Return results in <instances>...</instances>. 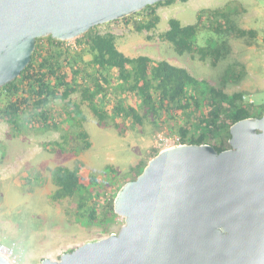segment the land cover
I'll use <instances>...</instances> for the list:
<instances>
[{
	"label": "water",
	"instance_id": "obj_1",
	"mask_svg": "<svg viewBox=\"0 0 264 264\" xmlns=\"http://www.w3.org/2000/svg\"><path fill=\"white\" fill-rule=\"evenodd\" d=\"M165 0H0V88L38 38L77 39ZM230 148L163 149L118 191V233L41 264H264V115L234 123ZM0 264H12L0 254Z\"/></svg>",
	"mask_w": 264,
	"mask_h": 264
},
{
	"label": "trees",
	"instance_id": "obj_2",
	"mask_svg": "<svg viewBox=\"0 0 264 264\" xmlns=\"http://www.w3.org/2000/svg\"><path fill=\"white\" fill-rule=\"evenodd\" d=\"M174 1H160L135 13H146L144 19L134 21L135 29L139 32L155 29L160 22L157 6ZM233 10L230 5L211 11L201 9L197 22L189 25L171 18L170 28L160 38L172 43L179 55L198 53L201 59L212 57L217 62L231 51L227 35L255 38L258 33L255 29L239 27ZM205 18L210 21V38L206 46H200L198 40ZM123 19L129 20L128 16ZM96 27L77 38L75 46L51 36L38 38L30 63L20 76L0 88V119L18 127L26 117L48 129H62V140L53 144L67 151L66 146L73 137L78 144L72 150L80 154L92 146L84 125L83 106L101 125L114 127L120 135L146 122L157 125L164 114L170 118L182 115L186 122L178 129L181 144H211L221 152L230 148V128L234 123L264 115V103L256 106L246 101L243 91L228 94L167 60L147 55L129 57L117 48L114 32L102 33ZM86 55L90 58L86 59ZM75 93H79V101L72 98ZM55 100H61L63 107L57 109ZM59 112L65 116V123L57 120ZM159 153L156 150L152 158ZM147 164L141 160L124 174L111 165L105 171L113 185H120L121 178L128 174L131 178L124 183L135 180ZM82 169V162L77 168H52L51 177L57 189L51 199L54 202L76 200L77 212L85 222L98 223L108 230L119 218L114 207L117 194L107 196L95 192L100 185L99 178L93 173L83 177ZM18 178L31 186L40 182L41 176H34L30 171Z\"/></svg>",
	"mask_w": 264,
	"mask_h": 264
},
{
	"label": "rangeland",
	"instance_id": "obj_3",
	"mask_svg": "<svg viewBox=\"0 0 264 264\" xmlns=\"http://www.w3.org/2000/svg\"><path fill=\"white\" fill-rule=\"evenodd\" d=\"M227 5L234 8L233 17L239 27L255 29L258 33L255 38L227 35L231 51L217 62L212 57L201 59L198 53L179 55L172 43L160 38L161 33L170 28L171 18L179 19L183 25L195 24L201 9L211 11ZM157 13L160 22L151 31L139 32L134 26V21L144 19L146 13H134L128 16V21L122 18L98 25L96 29L102 33L114 32L117 48L129 57L147 55L156 60H167L228 94L243 91L246 101L256 106L264 103V0H175L159 4ZM209 24V19L205 18L198 40L200 46H206L210 38ZM76 40L67 41V44L75 46ZM72 98L79 101V93L73 94ZM54 106L60 109L63 102L55 100ZM83 111L92 146L80 154L72 150L78 144L73 137L66 146L67 151L53 144L62 140V129L39 126L26 115L18 127L0 119V241L14 249L18 264H41L44 258L60 260L63 253L88 241L118 233L125 223L119 216L108 230H104L103 225L88 224L79 216L76 200L54 202L51 194L57 186L51 177L52 168H77L82 162L81 175L86 177L93 173L100 180L95 192L112 196L131 176L128 174L121 178L120 185H113L105 169L111 165L124 174L141 160L149 162L156 150H163L173 135H179L180 125L186 122L182 115L170 118L164 114L157 125L146 122L144 126L131 127L125 135H120L114 127L101 125L87 107L83 106ZM58 114L57 120L65 123V116L61 112ZM213 139L211 137L209 141ZM30 171L34 176H41L40 182L31 186L28 182L21 183L18 178Z\"/></svg>",
	"mask_w": 264,
	"mask_h": 264
},
{
	"label": "built area",
	"instance_id": "obj_4",
	"mask_svg": "<svg viewBox=\"0 0 264 264\" xmlns=\"http://www.w3.org/2000/svg\"><path fill=\"white\" fill-rule=\"evenodd\" d=\"M166 139L167 137L164 139V141ZM179 139H180L179 135H173V137L166 142L164 149L181 145ZM0 254L6 256L12 262V264H18L19 262L18 256L16 255L14 249L9 246H6L1 241H0Z\"/></svg>",
	"mask_w": 264,
	"mask_h": 264
}]
</instances>
